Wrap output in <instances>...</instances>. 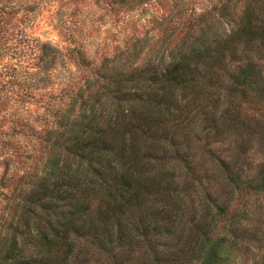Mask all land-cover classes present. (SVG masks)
<instances>
[{
  "label": "trees",
  "instance_id": "trees-1",
  "mask_svg": "<svg viewBox=\"0 0 264 264\" xmlns=\"http://www.w3.org/2000/svg\"><path fill=\"white\" fill-rule=\"evenodd\" d=\"M43 1L0 0V264H264V0H171L101 54L25 49Z\"/></svg>",
  "mask_w": 264,
  "mask_h": 264
},
{
  "label": "rangeland",
  "instance_id": "rangeland-1",
  "mask_svg": "<svg viewBox=\"0 0 264 264\" xmlns=\"http://www.w3.org/2000/svg\"><path fill=\"white\" fill-rule=\"evenodd\" d=\"M95 1L44 0L32 14L36 15L32 23L24 21L15 27L19 36L23 30L26 35L22 41L19 39V43L27 45V49L31 43L35 45L33 39H40L65 49L70 39H76L90 53L101 54L124 45L134 35L151 36L154 33L150 23L153 14L167 12L172 4L171 0H152L150 4L141 5L131 14L122 16L114 10L103 9ZM60 74L70 76L71 72L64 69Z\"/></svg>",
  "mask_w": 264,
  "mask_h": 264
}]
</instances>
